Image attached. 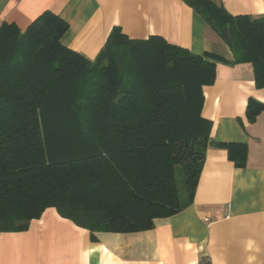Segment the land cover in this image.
Wrapping results in <instances>:
<instances>
[{
	"label": "trees",
	"instance_id": "16d2710c",
	"mask_svg": "<svg viewBox=\"0 0 264 264\" xmlns=\"http://www.w3.org/2000/svg\"><path fill=\"white\" fill-rule=\"evenodd\" d=\"M181 1L264 90V15ZM68 27L50 11L24 31L0 24V234L26 231L51 208L92 237L148 231L192 203L208 147L247 166L248 148L214 142L202 117L217 58L115 27L91 61L62 44ZM262 112L247 100L250 123Z\"/></svg>",
	"mask_w": 264,
	"mask_h": 264
},
{
	"label": "crops",
	"instance_id": "0c3cea01",
	"mask_svg": "<svg viewBox=\"0 0 264 264\" xmlns=\"http://www.w3.org/2000/svg\"><path fill=\"white\" fill-rule=\"evenodd\" d=\"M231 15H264V0H213ZM50 11L68 24L61 42L94 60L113 28L133 40L158 36L195 55L217 58L203 87L210 138L248 148L245 168L210 146L192 203L138 233H96L47 209L26 231L0 234V264H264V112L246 117L247 100L264 103L251 64H233L222 44L181 0H0V24L24 31Z\"/></svg>",
	"mask_w": 264,
	"mask_h": 264
},
{
	"label": "rangeland",
	"instance_id": "374dc122",
	"mask_svg": "<svg viewBox=\"0 0 264 264\" xmlns=\"http://www.w3.org/2000/svg\"><path fill=\"white\" fill-rule=\"evenodd\" d=\"M178 188H179V192L182 196H184V189H183V183H182V180H181V177L178 178Z\"/></svg>",
	"mask_w": 264,
	"mask_h": 264
},
{
	"label": "built area",
	"instance_id": "2783aa9c",
	"mask_svg": "<svg viewBox=\"0 0 264 264\" xmlns=\"http://www.w3.org/2000/svg\"><path fill=\"white\" fill-rule=\"evenodd\" d=\"M200 264H210V263H208V262H200Z\"/></svg>",
	"mask_w": 264,
	"mask_h": 264
}]
</instances>
